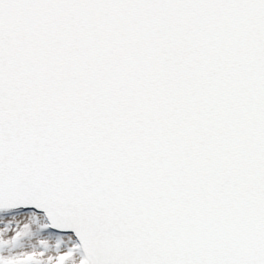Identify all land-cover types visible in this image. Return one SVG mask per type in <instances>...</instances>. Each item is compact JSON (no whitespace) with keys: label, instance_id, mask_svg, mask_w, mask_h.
I'll return each mask as SVG.
<instances>
[{"label":"water","instance_id":"1","mask_svg":"<svg viewBox=\"0 0 264 264\" xmlns=\"http://www.w3.org/2000/svg\"><path fill=\"white\" fill-rule=\"evenodd\" d=\"M0 212L79 264H264V0H0Z\"/></svg>","mask_w":264,"mask_h":264},{"label":"bare ground","instance_id":"2","mask_svg":"<svg viewBox=\"0 0 264 264\" xmlns=\"http://www.w3.org/2000/svg\"><path fill=\"white\" fill-rule=\"evenodd\" d=\"M71 247L80 260L73 235L50 230L43 213L0 212V264H60Z\"/></svg>","mask_w":264,"mask_h":264},{"label":"rangeland","instance_id":"3","mask_svg":"<svg viewBox=\"0 0 264 264\" xmlns=\"http://www.w3.org/2000/svg\"><path fill=\"white\" fill-rule=\"evenodd\" d=\"M74 241H75V239H74ZM64 247H65L64 245L63 246L62 245H59L58 246V250L59 249H62ZM70 253H71V255H70ZM80 262H81V259L80 260H77V252H76V249L71 247L70 250H69L68 256L66 258H64L60 264H79Z\"/></svg>","mask_w":264,"mask_h":264}]
</instances>
